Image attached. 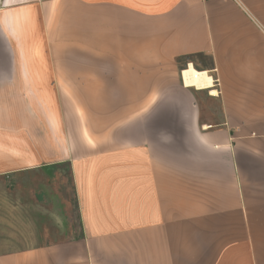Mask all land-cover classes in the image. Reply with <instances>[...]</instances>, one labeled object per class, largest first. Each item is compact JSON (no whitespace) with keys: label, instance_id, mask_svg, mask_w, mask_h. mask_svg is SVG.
<instances>
[{"label":"crops","instance_id":"obj_1","mask_svg":"<svg viewBox=\"0 0 264 264\" xmlns=\"http://www.w3.org/2000/svg\"><path fill=\"white\" fill-rule=\"evenodd\" d=\"M0 264H264V0H0Z\"/></svg>","mask_w":264,"mask_h":264},{"label":"bare ground","instance_id":"obj_2","mask_svg":"<svg viewBox=\"0 0 264 264\" xmlns=\"http://www.w3.org/2000/svg\"><path fill=\"white\" fill-rule=\"evenodd\" d=\"M181 78L184 83L183 85L186 87L208 89L211 94H217V90L214 87V78L211 76L209 71L197 69L192 63H190L189 66L183 70Z\"/></svg>","mask_w":264,"mask_h":264},{"label":"rangeland","instance_id":"obj_3","mask_svg":"<svg viewBox=\"0 0 264 264\" xmlns=\"http://www.w3.org/2000/svg\"><path fill=\"white\" fill-rule=\"evenodd\" d=\"M190 63V62H189ZM186 64L187 63H185L182 67H181V69H180V76H181V70L182 69H184V68H186ZM197 68L198 69H200V70H202L199 66H197ZM211 75H212V73H210ZM217 84H218V81H217V83H216V85L215 86H217ZM216 88V87H215ZM193 89L194 90H197L196 88H194L193 87ZM210 92H209V90L208 89H205V90H202L201 91V93H200V95H199V100H201L200 102L202 103V105H203V108H204V110H205V113L204 114H207V115H209L210 113L211 114H216V113H218V115H219V112L221 111L220 110V104H219V102H215L214 100H212V99H210L209 97H210V94H209ZM75 127H77V125H75ZM75 129V128H74ZM66 174V173H65ZM31 177L33 178V175H31ZM45 178H50L49 176H46V177H44V176H40V177H38L37 179H45ZM67 186V187H66ZM65 186V192L67 193V197L68 198H70L71 200H72V188H71V186H70V181L68 180V185H66ZM73 206V205H72ZM73 208H74V206H73ZM76 209V208H75ZM74 213H75V211H74ZM51 230L53 231L54 230V228L53 227H51ZM49 232H51V231H49Z\"/></svg>","mask_w":264,"mask_h":264},{"label":"built area","instance_id":"obj_4","mask_svg":"<svg viewBox=\"0 0 264 264\" xmlns=\"http://www.w3.org/2000/svg\"><path fill=\"white\" fill-rule=\"evenodd\" d=\"M189 64H190V63L188 62V63L186 64V67H188ZM184 69H185V68H184ZM184 69L181 70V74H182V72H183ZM211 76L214 78V87H215V85H216V83H217L218 80H217L213 75H211ZM182 78H183V75H182ZM182 78H181V79H182ZM182 82H183V81H182ZM183 84H184V83H183Z\"/></svg>","mask_w":264,"mask_h":264}]
</instances>
